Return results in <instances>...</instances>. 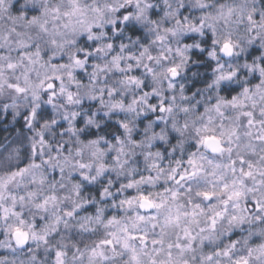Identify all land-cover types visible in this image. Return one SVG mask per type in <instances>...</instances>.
<instances>
[{"label":"clouds","instance_id":"clouds-1","mask_svg":"<svg viewBox=\"0 0 264 264\" xmlns=\"http://www.w3.org/2000/svg\"><path fill=\"white\" fill-rule=\"evenodd\" d=\"M0 264H264V0H0Z\"/></svg>","mask_w":264,"mask_h":264}]
</instances>
